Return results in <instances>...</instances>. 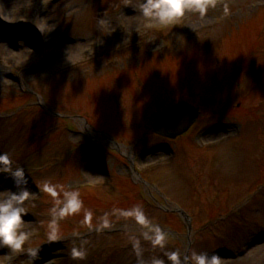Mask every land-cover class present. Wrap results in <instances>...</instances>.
Instances as JSON below:
<instances>
[{
	"label": "rangeland",
	"instance_id": "rangeland-1",
	"mask_svg": "<svg viewBox=\"0 0 264 264\" xmlns=\"http://www.w3.org/2000/svg\"><path fill=\"white\" fill-rule=\"evenodd\" d=\"M38 1L40 0H0V11L7 18L8 23L27 24L34 13V9L29 5L34 2L37 4ZM141 3L142 0H62L52 7L48 4L39 13L42 15V20L39 21L38 18L37 23L32 25L34 29L41 30L42 34L46 32L47 39L38 42L29 38L33 46L31 43L28 44L27 28H22L23 35L16 40L10 35L6 36L7 39L0 38V60L4 61L0 64L3 72L0 74V153L7 154L9 161H14L16 169L22 168L24 171L23 178H16L12 174L16 170L13 166L0 164V198H7L12 193L21 191L29 192V198L21 205L26 210L21 230L26 229L32 232L35 228H39V223L44 224L35 231L42 237H33L30 246L36 249L41 244L44 245V242H52L64 232L69 233L70 229L67 228L72 225H82L85 230L92 225L86 222H90L91 219L88 217L93 215H95L93 220L103 223L101 226H104L106 230L127 232L120 238L96 236L86 241L69 238L64 244L47 246V251L40 252L37 259L29 258L32 260L31 264H85L88 258H93L90 264H105L106 261L109 262L106 264H153L155 260L160 261V264H172L168 259L169 253L176 252L183 259L185 252L187 231L184 225L179 221L174 224L167 221L160 226L155 224V222L162 221L164 215L156 212L151 206L146 208L139 201L128 204L126 201L113 200L112 204H109L106 195L99 191L95 193V196L101 204L99 203V210L95 212L93 210L87 215L88 211L82 210L85 209L83 207H88L87 201L82 203L76 212L64 217L53 212L58 204L63 205L65 194L74 193L76 186L84 181L83 175L92 177L89 171H81L80 180H78L79 169L75 167L77 154L74 156L73 146L87 140L85 137L84 139L82 136L72 134L74 127L82 134L88 128H84L83 120L70 118L81 116L93 126L99 123L98 125L102 128L118 133L120 121L123 123L125 116L127 119L129 111L137 115V109L146 108L148 109L147 114L153 117L154 112L151 108L156 106L152 104V96H157L153 101L159 106H168L180 92L174 91L180 90L177 89L176 84L160 93H157L154 87L162 73L168 74L169 72L171 62L167 57L190 51L194 47L199 50L183 56L185 57L183 61L187 63L188 73L202 74V78L208 80L222 73L224 81H219L223 86L220 89L221 93L229 94L232 87L240 86L239 101L243 103L244 111H248L251 106L257 107L262 98H259L261 95H258V91L253 88L257 86L259 77L264 76V30L258 36L264 18L259 13L249 14L260 4L264 6V0H234L227 7V11L225 8L221 11L208 8L203 16L194 10L186 11L185 16L177 20L179 22L177 30L167 32L164 37L152 31L159 26L155 18H144L140 14ZM127 10L130 11L129 15ZM242 18L245 19L242 20ZM148 24L152 27H147ZM50 35L52 36L49 37ZM140 35L145 36L146 39L131 45L122 53L123 55L120 53L113 59L102 58L94 64L89 63L90 54L106 47L113 48L128 44ZM50 40H53L55 44L48 47L47 43ZM105 42L108 43L105 44ZM108 44L111 46H107ZM165 45L169 46L166 51H164ZM102 46L104 47L98 49ZM41 47L46 53L43 61H40L42 59V54L39 53ZM24 49L36 55L40 54V59L37 60L35 57L33 60L27 59L26 61L24 59L26 56L23 54ZM148 50H154L155 55L148 54ZM61 52L63 56H60ZM215 58L219 60V66L215 65ZM146 60L150 61V66L153 68H151V77L144 75L143 87V75L140 70L134 69V73L139 75L131 76L130 73L129 82L134 85V91H131L127 83L128 79L122 74V70L126 64L139 61L143 67L148 66ZM44 61L45 65L41 67ZM232 63H234L232 68L236 66L239 69V65L242 68L237 71V73L241 72L239 81L235 78V72H232ZM8 64L17 66L14 77H20L30 93L37 90L43 97V99L38 98L40 103L42 102L53 113L55 112L53 115H46L39 106L37 108L34 104H30L35 99L34 95L23 97L18 88L13 86L14 78L9 79L6 74ZM150 66L144 69H150ZM177 67L178 64L175 68ZM226 76L230 79L227 82L225 81ZM161 78L164 79L165 75L163 74ZM118 81L121 88L115 86ZM196 82L194 86L197 88L195 89L200 90L204 82L202 80H196ZM137 84L141 86L140 89ZM196 90L194 91L199 92ZM115 92L120 95L119 99L123 103L120 109L115 105ZM233 105H237V100L233 101ZM217 110L211 105L204 110V117L211 115L209 120L204 122L206 126H213L221 121L214 113L220 112ZM231 111L234 110L231 109ZM121 114H124V118ZM256 115L261 116V120H258L260 123L254 122L252 117L244 118V133L247 129H251L252 133L259 129L264 138V109L257 108ZM139 119L144 121L145 118L141 116L136 121L138 122ZM237 121L234 120V122ZM238 123L242 126L240 122ZM134 126L137 128L139 122ZM230 130L235 131L234 126L232 129L229 128ZM143 131L138 130L137 135ZM231 131L230 136L233 134ZM227 133L222 131L217 134L216 140ZM148 134H152L151 129L148 130ZM250 137L251 142H241L240 147L232 152L227 150L220 156L200 153L207 158L205 164L202 161L195 162L194 151L189 145L176 146L179 148L177 153L182 151V155H185L180 168L175 166L176 170L173 167L176 163H171L167 154L155 153L147 158L150 161L162 159L166 163L160 167L161 178L158 179V185L167 191L169 196L178 201L181 199L187 207L189 206L195 220L197 219L198 224L194 225L195 229L202 226L199 224L201 221L218 212L223 216H231L226 224L202 234L192 254L218 255L221 258V264H264V198L262 202H256L250 207L240 208V204L233 206V202L251 187L252 180L261 174L260 164L255 160L264 162L263 151L255 139L258 137L252 135ZM222 142L227 143L226 140ZM150 145L147 149L153 147ZM220 146L221 144L218 148ZM92 147L95 146L91 145L89 148ZM80 153L81 151L79 155ZM203 155H200V158L204 159ZM82 156L91 158L88 153L85 155L82 153ZM55 158H58V162L68 159L71 161L68 164L64 162L59 166H54L55 164L51 162ZM209 158L212 159V163L208 160ZM93 161L97 160L92 158L89 160V162ZM261 171L263 172V169ZM189 174H192L191 184L187 179ZM114 175H117L115 171ZM126 175L124 172L123 176ZM97 178L98 176H95L94 179ZM24 179L31 180L43 190L46 184L53 186L57 195L53 197L44 190L47 193L46 200L38 201L39 194L31 189ZM183 184L186 186L189 184L193 188V193L189 197L185 195ZM194 184L196 185L193 186ZM177 185L180 186L177 187ZM214 185L219 186L221 197L216 204L210 205L209 198ZM147 190L152 191L149 187L145 188V191ZM180 193H183V197L179 199ZM139 208L143 210V223L134 214L126 215L129 212L134 213L132 210ZM86 209L89 210V208ZM175 217L178 218V216ZM159 227L164 229L162 231L164 235L167 234L162 243L157 245V249L160 248L161 251L147 259L144 257L143 261L136 263L135 258L140 257L144 249H150L154 240L152 235ZM53 233L55 239L50 238ZM150 236L151 238H148ZM193 237L196 235L194 234ZM216 245L222 246L219 253L212 249ZM123 247L129 249L122 251ZM6 252L8 248H0V264Z\"/></svg>",
	"mask_w": 264,
	"mask_h": 264
},
{
	"label": "clouds",
	"instance_id": "clouds-1",
	"mask_svg": "<svg viewBox=\"0 0 264 264\" xmlns=\"http://www.w3.org/2000/svg\"><path fill=\"white\" fill-rule=\"evenodd\" d=\"M214 6V0H142L139 12L144 18H155L160 26H167L184 17L186 11L194 10L203 16L209 7ZM225 11H227V6ZM147 27H152V25L148 24ZM0 163H9L7 154L0 153ZM12 174L16 178L24 177L22 168L16 169ZM44 190L53 197L57 195L53 186L46 184ZM29 195L28 191H21L12 193L7 198H0V248L6 247L12 253L22 251L29 239V234L21 230V225L24 223L23 217L26 215V210L21 205L29 198ZM80 206L81 202L77 193H66L63 206L58 209L54 208L53 212L60 217H64L76 212ZM133 214L141 223L144 222V216L140 209H136L134 213H126V215ZM105 226H107V223H105ZM50 238L55 239V234H51ZM164 239L165 236L161 229L156 228L153 243L161 244ZM28 254L35 257L37 252L29 248ZM168 259L172 264H187L189 259H191L192 264H221L220 256L208 255L207 253H193L191 257L185 256L182 260L178 253L172 252L168 254ZM153 264H160V261L155 260Z\"/></svg>",
	"mask_w": 264,
	"mask_h": 264
},
{
	"label": "water",
	"instance_id": "water-1",
	"mask_svg": "<svg viewBox=\"0 0 264 264\" xmlns=\"http://www.w3.org/2000/svg\"><path fill=\"white\" fill-rule=\"evenodd\" d=\"M188 116L189 115V122H191L193 120V118L195 117V113L193 112L192 109H190L189 107H184L183 105H180L174 109H172L169 113H167L166 115V118H165V121H167L168 119H172L174 118V116H176L177 114H182L184 113ZM169 122H165V124H163L161 126V128H163L164 126H167ZM183 130V129H182ZM181 131H176V133H180ZM163 134L165 135H170L168 134L167 132L163 131L162 132Z\"/></svg>",
	"mask_w": 264,
	"mask_h": 264
},
{
	"label": "bare ground",
	"instance_id": "bare-ground-1",
	"mask_svg": "<svg viewBox=\"0 0 264 264\" xmlns=\"http://www.w3.org/2000/svg\"><path fill=\"white\" fill-rule=\"evenodd\" d=\"M126 12H127V14L129 15L130 11L127 10ZM54 44H55V43L53 42V40H50V41L47 43V46H48V47H51V46H54ZM24 50H25V49H24ZM61 56H63V55H61ZM35 57H36V55H35L33 52H28V53L26 54V57H25L24 59H25L26 61H27V59L30 61V60L35 59ZM0 74H3L1 66H0Z\"/></svg>",
	"mask_w": 264,
	"mask_h": 264
}]
</instances>
